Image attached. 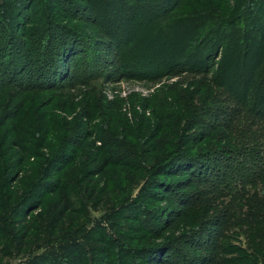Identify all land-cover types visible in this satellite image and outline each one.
Segmentation results:
<instances>
[{
    "label": "rangeland",
    "instance_id": "rangeland-1",
    "mask_svg": "<svg viewBox=\"0 0 264 264\" xmlns=\"http://www.w3.org/2000/svg\"><path fill=\"white\" fill-rule=\"evenodd\" d=\"M163 2L142 0L140 12L127 24L103 21L91 0H35L32 7L25 8L27 18L18 16V11L17 19L0 8L2 130L29 118L46 128L39 132L49 145L41 148L34 137V156L28 161L31 168L63 150L62 146L83 150L84 157L94 153L96 146L110 153L116 161L111 165V189L124 196L128 219L121 232L129 239L147 234L146 228L158 229L167 210L190 195L187 206L193 205L195 229L188 237H181L182 231L163 236L174 240L188 261L214 255V261L206 264H264V157L260 156L264 121L219 84L224 73L248 76L241 69V54L249 48L251 55L260 48L256 37L245 41L253 36L246 38L252 18L257 23L264 21V2L179 0L161 16L149 11ZM122 14L130 15L124 10ZM238 15L242 20L223 25ZM47 21L59 26L50 27L49 36ZM241 24L243 35L235 27ZM190 25H194L193 32L187 30L180 37L179 26L186 30ZM214 28L221 29L219 34L227 39L222 46L209 47L210 59L171 72L166 69L178 60L180 46L185 45L183 53L193 52L199 44L198 34ZM120 29L133 33L130 43L134 50L129 55L134 59L127 68L124 53L129 46L121 50L105 46L110 33L119 35ZM241 36L244 41L238 43ZM261 47L264 58V41ZM72 48L75 56L63 64ZM159 138L165 148H173L169 163L163 164L170 167L162 174L145 152ZM177 162H193L196 171L214 172L209 176L199 173L182 190L165 191L162 186L187 177L176 172ZM126 173L138 175L127 185V195ZM111 237L117 244L123 243L124 237ZM2 244L0 237V247ZM130 246L124 245L133 253L115 250L113 264H121L122 258L144 264L137 252L139 243L133 241ZM0 264H17V259L6 257L0 248Z\"/></svg>",
    "mask_w": 264,
    "mask_h": 264
},
{
    "label": "trees",
    "instance_id": "trees-1",
    "mask_svg": "<svg viewBox=\"0 0 264 264\" xmlns=\"http://www.w3.org/2000/svg\"><path fill=\"white\" fill-rule=\"evenodd\" d=\"M163 1L160 7L154 4L155 8H148L149 11L161 16L179 4V0ZM91 2L103 21L113 23L116 20L120 24H127L130 17L135 13L137 15L141 10L139 0H91ZM262 2L264 0H261ZM34 3L35 0H0V8H4L14 19L20 15L27 18L25 8L32 7ZM123 10L130 15H123ZM241 13L243 14V11ZM239 19L242 20L241 15L223 25L237 23ZM256 20L252 18L251 24L249 23L250 29L246 32V38L248 34L253 36H249L245 42L256 37L259 41V50L256 49L254 54L249 55L247 48L243 54H238V56L241 54L242 58L241 69L243 72L246 70L248 76L245 77L242 73H224L219 84L228 88L234 98L240 99L246 109L253 111L255 116L264 121V58L261 47L264 41V21L257 23ZM52 22H46V29L49 28L51 31H47L48 36L52 33V28H59ZM180 26V30L178 29L180 37H183L187 30L193 32L194 25L186 27V30ZM237 26L239 25L235 26L237 33H242V24ZM216 29L206 30L204 34L199 33V44L193 52L183 53L185 45L180 46L176 53L178 60L170 62L166 69L171 72L178 66L184 67L187 63L203 64L210 59L209 47L222 46L227 39L225 34H219L218 30L221 29ZM123 31L120 29L119 35L108 32L111 40L105 43L107 50L111 48L121 50L127 46L128 51L134 50V44L130 43L133 33ZM243 41L242 36L238 38V43ZM9 43H13V40H9ZM20 44L25 45L22 42ZM25 49L24 47L23 50ZM198 49L204 52L203 56L198 53ZM74 51L72 48V51L63 57V64L71 62L75 56ZM126 53L124 57L128 58L127 63L125 62L127 68L129 60L134 58H130V51ZM41 61H44L43 57ZM44 64L46 63L43 62L42 65ZM188 71L192 69L189 68ZM4 124L5 120L0 118V237L3 241L0 248L6 257L17 259V264H113L114 255L117 254L115 250L131 253L128 247L135 241L140 245L137 252L144 259V264H184L183 260L185 263L186 260L191 262L190 264H206L214 261V255L193 257L192 261H188L174 240L163 237L164 234L174 235L178 231H182L181 237H188L189 232L195 229V219H191V215L195 214L193 205L187 206L190 195L187 196L188 199L182 197L176 201L174 208L167 210L166 216L158 221V229L146 228L147 234L130 238V241L121 232L128 219L123 209L124 196L119 197L111 189L114 177L111 165L116 161H113L110 153L96 146L93 147L94 153L84 157L83 150L78 151L76 148L65 150L66 146H62L63 150L49 154L45 162L37 166L33 164L36 168H31L32 163L28 161L34 156V137H38L35 141L41 148L47 149L49 145L48 138L39 132L46 128L44 126L42 128L38 120L32 121L30 118L21 124L12 123L7 131L2 130ZM163 145L159 138L145 150L154 166L161 167V174L169 169L170 166L163 164L165 161L169 163V156L173 152V148L168 149ZM260 156L264 157V149ZM122 159L119 158L118 161L122 162ZM179 162L175 164L176 172L185 173L187 177L176 180L172 185L169 183L162 186L165 191L182 190L190 186L199 177V173L209 176L214 172L208 170L206 174L205 171H196L193 162L180 164ZM121 166L129 164L123 163ZM137 177L136 173H126V195L129 192L127 185ZM93 212H98L99 215L93 216ZM216 221L220 220L217 218ZM111 234H117L122 239L124 237L123 243L117 244ZM124 241H130V244ZM124 245L128 247L125 248ZM121 264L139 263L122 258Z\"/></svg>",
    "mask_w": 264,
    "mask_h": 264
}]
</instances>
